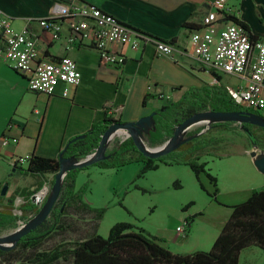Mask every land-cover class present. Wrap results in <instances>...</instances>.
I'll use <instances>...</instances> for the list:
<instances>
[{"label": "crops", "instance_id": "obj_1", "mask_svg": "<svg viewBox=\"0 0 264 264\" xmlns=\"http://www.w3.org/2000/svg\"><path fill=\"white\" fill-rule=\"evenodd\" d=\"M72 1L97 6L123 23L152 36L165 40L174 39L173 44L182 51H176L172 57L156 53L148 43L142 44L138 49L123 44L118 45L119 51L125 56L123 65L118 67L104 64L99 52L84 38L68 42V19L59 20L62 29L60 37L56 39L42 27L40 20L53 13L55 3L66 4ZM209 3L210 0H0V11L10 17L11 25L15 29H29L36 41L40 60L52 61L68 56L76 62L81 73L79 83L69 87L66 95H62V86L58 87L55 94L47 95L30 90L27 76L17 72L0 58V213L3 217H7L10 212L18 214L16 211L24 203L27 191L36 190L33 193L36 194L51 186L52 173L41 176L26 174L23 164L15 162L18 157H28L34 153L55 158L69 138L86 132L106 115L122 122L134 121L166 103L178 100L188 88L218 82L213 72L189 55L190 33L201 27L202 18L210 9ZM228 5L236 8L233 14L247 25L251 34L264 39V0H229ZM238 80L228 85L238 86L243 83ZM220 82L222 83V79ZM163 99L168 102L164 103ZM215 128L219 132L216 135L206 125L198 134V140H219L218 143L209 145L204 154L214 153L215 148L222 145L224 149L220 151L222 153H218L222 159L221 155L229 156L228 148L237 143L238 152L248 154V163L252 171L255 168L257 172L245 183L237 182L234 172H229L226 179L214 175L218 188L214 198L206 193L213 191L212 183L202 176L204 173H199V181L208 197L206 205L194 211L189 207L184 214L174 217L175 223L166 224L163 221L153 231L146 229L175 253L208 250L229 217L231 206L247 199L253 189L264 188V174L254 166L253 156L250 155L253 150L259 154L263 149L259 145L252 146L246 134L240 131L238 123L226 126L227 129L222 126ZM190 131L186 130L185 136ZM225 132L228 135L223 137ZM256 133L260 136V131ZM2 136L16 137L17 141L3 145ZM165 141L148 145L143 139V143L152 148L160 147ZM109 148L107 146L106 149ZM193 175L199 184L194 173ZM3 186H6L4 194ZM177 186H180L178 182ZM192 202L194 200L190 199V204ZM71 215L76 217L72 219ZM17 216L20 219L15 221V226L0 229V235H4L6 230L13 231L16 225L27 222L34 214L21 212ZM77 217H84L85 222H92L90 217L86 218L87 215L79 211L69 213L66 219L77 223L80 221ZM188 218L193 225L187 227L185 234L178 232L177 226ZM76 226V230H84L79 239L90 231V225L86 228L79 224ZM63 230H55L47 238L51 239ZM44 251L47 249L43 247L25 250L24 255ZM20 262L29 264L17 259L9 264ZM0 263L8 264L1 256ZM54 264L66 262L59 259ZM238 264H264V252L256 246H249L241 251Z\"/></svg>", "mask_w": 264, "mask_h": 264}, {"label": "trees", "instance_id": "obj_2", "mask_svg": "<svg viewBox=\"0 0 264 264\" xmlns=\"http://www.w3.org/2000/svg\"><path fill=\"white\" fill-rule=\"evenodd\" d=\"M223 19L239 24L251 39L257 38L234 14L225 12ZM168 41L175 42L174 39ZM214 75L217 83L188 88L178 100L166 103L154 111L153 126L144 135L148 145L169 139L181 122L197 112L232 111L261 115L257 108L245 107L235 102L226 85L220 82L221 76L216 73ZM117 123L124 122L106 115L82 133V137L76 135L69 138L55 158L30 154L27 164L23 167L24 173L35 176L52 173L53 177L50 181L52 185L59 170L60 157H75L78 160L86 158L95 152L103 134ZM233 123L235 122H213L210 127L222 126L227 129L226 126ZM244 126L248 128L247 138L257 143L264 151L261 136L256 133L264 131V128L250 123H244ZM204 128L205 126H200L190 131L186 136L192 138L187 139L175 150L155 158L142 154L131 136L123 140H115L111 147L106 149L104 158L91 165L100 168H120L126 163L139 161L142 165L138 176H141L149 170L158 168L159 164H186L198 181L199 173H204L214 189L209 193L200 181L199 186L214 198L218 191L216 177L209 172L206 162L200 161V158L209 145L216 144L219 140H202V138L198 140V134ZM88 167L72 168L66 172L60 195L49 216L35 229L22 236L13 248L7 251L0 250V256L6 263H12L17 259L29 264H54L60 259L66 264H238L241 251L249 246H256L264 252V188L253 189L247 199L231 206L229 217L208 250L175 253L161 244L158 237L150 234L143 227L127 221L114 223L106 236L98 234L96 228L105 208H97L86 203L82 199L84 189L74 190L76 173ZM35 191H27L24 195L25 201L19 207L22 213L33 212L35 215L39 211L41 205H37L31 199ZM77 211L92 219L89 224L90 232L82 239L63 241L51 249L43 247L48 235L55 230L64 229L67 215ZM18 219L20 217L11 212L7 217H3L0 213V229L15 226V221ZM187 222L190 225L191 219L188 218ZM42 247L47 251L24 255L25 250H38Z\"/></svg>", "mask_w": 264, "mask_h": 264}, {"label": "built area", "instance_id": "obj_3", "mask_svg": "<svg viewBox=\"0 0 264 264\" xmlns=\"http://www.w3.org/2000/svg\"><path fill=\"white\" fill-rule=\"evenodd\" d=\"M228 4L229 0H210V9L203 16L201 27L190 33L189 55L213 74L224 73L243 81L238 86L226 85L235 102L245 107L264 109V39H251L239 24L225 21L224 13L233 14L236 9ZM61 18L70 22L68 42L84 38L99 52L104 64L123 65L125 56L118 49V45L123 44L138 49L148 43L156 53L172 57L176 51H182L168 40L123 23L97 6L76 1L55 3L53 13L40 20L42 27L54 39L60 37ZM38 54L36 41L29 29H15L10 17L0 11V58L27 76L30 90L52 95L62 86V95H66L69 87L79 83L81 73L72 58L61 56L44 61L38 58ZM120 135L123 139L128 137L126 132ZM16 141V137L1 138L3 145ZM27 161L28 157L20 156L15 162L24 165ZM34 195L39 204L31 197L33 202L41 205L44 194ZM187 227L189 224L185 220L176 230L185 234Z\"/></svg>", "mask_w": 264, "mask_h": 264}, {"label": "rangeland", "instance_id": "obj_4", "mask_svg": "<svg viewBox=\"0 0 264 264\" xmlns=\"http://www.w3.org/2000/svg\"><path fill=\"white\" fill-rule=\"evenodd\" d=\"M220 75L224 85L239 81L236 77L224 73H220ZM163 101L164 103L168 102L166 99H163ZM257 111L263 116L264 109H258ZM200 126H205V123L194 124L187 130L192 131ZM209 128L213 134L219 133L217 132L218 128L210 126ZM240 131L244 133V131ZM224 134L223 137L228 135L226 132ZM260 136L264 146V131H260ZM115 140H123V137L120 134L114 135L108 142V148ZM223 149L224 146H217L213 151L214 153L204 154L200 158V161H207L206 167L211 174L217 175L220 179H226L229 172H234V175H236L235 180L245 183L249 177L252 178L257 172L254 167L255 171H252L248 163V154L238 152L237 143L228 148L229 156L222 154V159H220L218 153H222L220 151ZM141 165L139 161L126 163L120 168H100L89 165L88 168L80 169L76 173L74 190L84 189L82 199L86 203L97 208H105L96 228L98 234L106 236L109 228L119 221H127L153 231L160 222L175 223V218L180 216L181 213L184 214L189 207L191 211H194L206 205L207 194L199 187L192 171L186 164H160L158 168L138 176ZM202 176L206 178L205 175ZM176 182L180 186L175 185ZM31 197L39 204L34 194ZM190 199L194 200L193 204H190ZM16 213L19 214L21 211L18 210ZM71 217L74 219L76 216L71 215ZM77 218L80 219L77 223L66 219L67 224L64 230L45 241L43 247L51 249L63 241L79 239L78 237L84 233V230H76V224L86 228L90 223L85 222L84 217ZM21 225H16L15 229ZM10 231L6 230L5 234ZM19 264L24 263L20 262Z\"/></svg>", "mask_w": 264, "mask_h": 264}, {"label": "water", "instance_id": "obj_5", "mask_svg": "<svg viewBox=\"0 0 264 264\" xmlns=\"http://www.w3.org/2000/svg\"><path fill=\"white\" fill-rule=\"evenodd\" d=\"M153 114L154 111L134 121L113 124V126H111L103 134L95 152L91 153L86 158L78 160L75 157H60L59 170L56 173L52 185L49 188L45 187L38 192L39 194H44V200L41 203L39 211L30 220L23 223L20 227L7 234L0 235V250L7 251L13 248L22 236L35 229L49 216L60 195L66 172L72 168L89 166L97 160L103 159L106 148L108 146V142L114 135H118L121 132H126L128 137L131 136L134 138L138 150L142 154L155 158L175 150L187 139L192 138V136H185V133L186 130L194 124L205 123L206 126H210V124L213 122L233 121L235 123L241 124L240 129L244 131L247 137L249 136L248 128L244 126V123H250L255 126L264 128V116L259 114H255L252 112H225L206 110L197 112L186 118L176 127L174 134L169 139H167L160 147L152 148L145 145L143 143V139L144 135L147 134L153 126ZM82 136L83 135L80 134L77 137ZM249 140L253 147H258L257 143H255L251 139ZM263 152L261 151L259 154H257L253 150L250 152V155L253 156L254 166L259 172L264 174ZM5 191L6 186H3L2 194H4Z\"/></svg>", "mask_w": 264, "mask_h": 264}]
</instances>
